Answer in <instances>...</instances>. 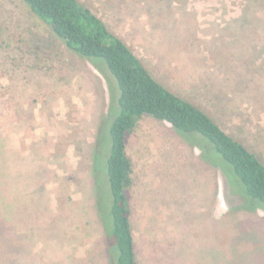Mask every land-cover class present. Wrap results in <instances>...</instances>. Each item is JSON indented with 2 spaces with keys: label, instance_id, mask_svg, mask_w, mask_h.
Here are the masks:
<instances>
[{
  "label": "rangeland",
  "instance_id": "rangeland-1",
  "mask_svg": "<svg viewBox=\"0 0 264 264\" xmlns=\"http://www.w3.org/2000/svg\"><path fill=\"white\" fill-rule=\"evenodd\" d=\"M81 2L264 161V0ZM111 100L90 60L0 0V264H109L94 153ZM128 153L137 264H264V210L171 123L143 118Z\"/></svg>",
  "mask_w": 264,
  "mask_h": 264
},
{
  "label": "trees",
  "instance_id": "trees-1",
  "mask_svg": "<svg viewBox=\"0 0 264 264\" xmlns=\"http://www.w3.org/2000/svg\"><path fill=\"white\" fill-rule=\"evenodd\" d=\"M22 1L108 80L112 100L99 127L94 176L109 264H137L131 222L134 163L128 144L147 116L171 123L187 143L200 148L202 159L225 173L230 192L242 198L245 209L264 210V161L206 111L161 83L89 6L81 0ZM103 181L111 200L100 192Z\"/></svg>",
  "mask_w": 264,
  "mask_h": 264
},
{
  "label": "crops",
  "instance_id": "crops-1",
  "mask_svg": "<svg viewBox=\"0 0 264 264\" xmlns=\"http://www.w3.org/2000/svg\"><path fill=\"white\" fill-rule=\"evenodd\" d=\"M131 222H132V219H131Z\"/></svg>",
  "mask_w": 264,
  "mask_h": 264
}]
</instances>
